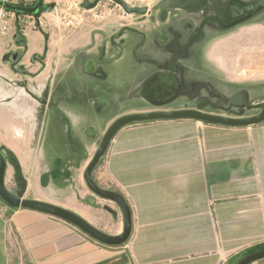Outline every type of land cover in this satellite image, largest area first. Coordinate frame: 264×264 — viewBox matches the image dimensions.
Listing matches in <instances>:
<instances>
[{"label":"rangeland","instance_id":"obj_1","mask_svg":"<svg viewBox=\"0 0 264 264\" xmlns=\"http://www.w3.org/2000/svg\"><path fill=\"white\" fill-rule=\"evenodd\" d=\"M46 4L40 24L24 18L13 25L41 30L50 51L39 59L46 69L42 63L39 73H31L40 78L31 86L46 104V116L40 117L46 121L24 132L19 148L3 149L9 174L21 178L8 179L15 192L28 187L23 171L28 165L45 199L57 194L54 182L66 185L78 216L108 231L121 220L118 207L93 193L83 178L99 152L92 179L103 189L113 188L107 182V147L115 133L111 127L126 114L120 112L186 109L227 117L260 112L264 0H153L141 14H127L104 0L75 25L65 13L55 18L53 4ZM56 75L60 82L47 81ZM47 84L52 94L46 93ZM21 157L33 162L21 163ZM263 245L219 264H234ZM250 264H264V258Z\"/></svg>","mask_w":264,"mask_h":264},{"label":"crops","instance_id":"obj_2","mask_svg":"<svg viewBox=\"0 0 264 264\" xmlns=\"http://www.w3.org/2000/svg\"><path fill=\"white\" fill-rule=\"evenodd\" d=\"M47 43L34 28L12 27L0 38V148L5 156L4 148H19L24 132L38 129L46 116V104L34 97L31 86L40 78L31 73H39L42 63L46 69L39 59L50 53ZM59 76L47 81L60 82ZM46 93L52 94L48 84ZM41 100L45 103L46 95ZM126 111L122 116L137 113ZM242 117L250 116H233ZM107 153V182L113 188L106 190L118 193L129 209L128 238L117 245L101 243L64 219L14 209L0 199V264H219L264 244V120L248 126L192 118L139 121L120 127ZM20 162L33 160L21 157ZM6 163L4 182L13 195L78 216L67 186L54 182L57 194L45 199L28 165L23 169L27 189L9 188V178H21L13 179ZM102 199L118 207V227L107 231L97 221L78 217L106 235L121 234V208Z\"/></svg>","mask_w":264,"mask_h":264},{"label":"water","instance_id":"obj_3","mask_svg":"<svg viewBox=\"0 0 264 264\" xmlns=\"http://www.w3.org/2000/svg\"><path fill=\"white\" fill-rule=\"evenodd\" d=\"M83 5L86 8H93L99 0H82ZM115 3L122 6L124 11L127 14L132 13H146V7H128L122 0H113ZM0 6L4 9L12 11L16 14L22 15H38L42 10L45 9L47 5H45L44 0H35L32 5H20V4H13L10 2H2L0 1ZM260 112L257 115L250 116V117H242V118H233L227 117L217 114H209L204 113L200 110H175V111H150V112H140V113H132L127 114L120 117L114 125L111 127L110 132H116L120 127L125 124L142 121V120H155V119H175V118H192L198 119L208 123H215L221 125H229V126H248L252 124L259 123L264 120V102H261L258 105ZM111 133L109 135H111ZM114 134V133H113ZM99 152L94 155L91 159L89 164L87 165L84 171V179L89 187V189L97 194L98 196L112 200L116 202L123 212V222L124 228L121 234L116 236H109L106 235L90 225H88L85 221L81 218L76 216L75 214L61 209L59 207H55L53 205L36 201L30 199H20L13 195L5 186L4 177L6 171V157L0 148V199L5 202L9 207L17 209L19 207L29 208L34 210H39L61 219H64L71 224L80 228L84 233L88 234L95 240L110 244V245H117L123 243L129 236L131 230V222H130V213L127 205L125 204L123 198L114 191H108L99 187L92 179V171L95 165L98 162ZM264 258V245L261 246L260 249L255 250L253 252L247 253L239 258L234 264H250L257 260Z\"/></svg>","mask_w":264,"mask_h":264},{"label":"built area","instance_id":"obj_4","mask_svg":"<svg viewBox=\"0 0 264 264\" xmlns=\"http://www.w3.org/2000/svg\"><path fill=\"white\" fill-rule=\"evenodd\" d=\"M0 1L10 2L13 4H20V5H32L35 2V0H0ZM103 1L104 0H99L93 8H89V9L83 5L82 0H49V3L53 4L52 12L55 18L59 17V14L65 13V15L75 20L74 23L69 22L68 24L71 23L70 25H73V24L75 25L77 21L79 23L83 19V17L87 15L89 12L97 9ZM108 1L114 3L118 8L124 10L122 6L115 3L113 0H108ZM122 1L127 6L128 5H141L142 7H147L148 5L152 3L153 0H122ZM44 3H45V0H44ZM60 3L62 5H65L66 7L65 10H63L62 8L58 9L57 6ZM123 13L125 12L123 11ZM41 17H42V14H38V15L16 14L0 6V38L8 35V33L10 32V30L12 29L13 25L16 23L17 20L26 21L24 20V18H29V19H32V21H30L31 23H33L34 20H36L37 23L40 24Z\"/></svg>","mask_w":264,"mask_h":264},{"label":"trees","instance_id":"obj_5","mask_svg":"<svg viewBox=\"0 0 264 264\" xmlns=\"http://www.w3.org/2000/svg\"><path fill=\"white\" fill-rule=\"evenodd\" d=\"M46 9L48 8V5L45 7ZM45 10V9H44ZM43 11V10H42ZM261 247H257V248H255V249H252V250H249V251H247L245 254H247V253H250V252H253V251H255L256 249H260ZM244 254V255H245Z\"/></svg>","mask_w":264,"mask_h":264}]
</instances>
